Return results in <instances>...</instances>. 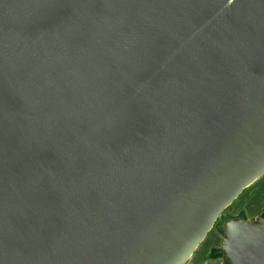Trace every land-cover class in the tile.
<instances>
[{"label": "water", "instance_id": "water-1", "mask_svg": "<svg viewBox=\"0 0 264 264\" xmlns=\"http://www.w3.org/2000/svg\"><path fill=\"white\" fill-rule=\"evenodd\" d=\"M263 174L264 0H0V264H186Z\"/></svg>", "mask_w": 264, "mask_h": 264}, {"label": "rangeland", "instance_id": "rangeland-1", "mask_svg": "<svg viewBox=\"0 0 264 264\" xmlns=\"http://www.w3.org/2000/svg\"><path fill=\"white\" fill-rule=\"evenodd\" d=\"M257 181V183L255 182L249 188L245 189L238 199L222 213L214 229H221V225L230 218L239 217L249 219L247 211L253 213V218L264 211V174Z\"/></svg>", "mask_w": 264, "mask_h": 264}, {"label": "crops", "instance_id": "crops-1", "mask_svg": "<svg viewBox=\"0 0 264 264\" xmlns=\"http://www.w3.org/2000/svg\"><path fill=\"white\" fill-rule=\"evenodd\" d=\"M249 213H251V212L247 211V216L249 217V219H252L254 215H253V213H251V214H249ZM221 236L222 235L218 232L217 229H213L207 235V237L204 239V241L199 245V247L197 248L195 253L191 256V258L189 259V261L186 264H221L220 259H209L208 258L212 249L220 248Z\"/></svg>", "mask_w": 264, "mask_h": 264}, {"label": "trees", "instance_id": "trees-1", "mask_svg": "<svg viewBox=\"0 0 264 264\" xmlns=\"http://www.w3.org/2000/svg\"><path fill=\"white\" fill-rule=\"evenodd\" d=\"M240 217H243V216H241V215H239ZM242 219H244V218H242ZM214 228H215V225H214ZM213 228V229H214ZM212 229V230H213ZM217 229V228H216ZM218 230V232L220 233V234H222V232H221V229L220 228H218L217 229ZM209 259H220L221 258V249L220 248H217V249H212L211 250V252H210V254H209V257H208Z\"/></svg>", "mask_w": 264, "mask_h": 264}]
</instances>
